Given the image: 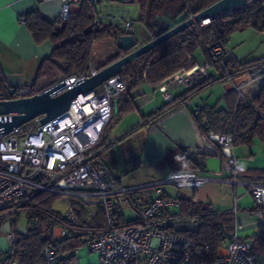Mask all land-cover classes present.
<instances>
[{
	"label": "built area",
	"instance_id": "1",
	"mask_svg": "<svg viewBox=\"0 0 264 264\" xmlns=\"http://www.w3.org/2000/svg\"><path fill=\"white\" fill-rule=\"evenodd\" d=\"M82 0H63L57 18L64 20L71 12V4ZM97 4L98 0H90ZM130 3L133 0H119ZM25 17L21 20L24 22ZM94 24L100 25L95 9ZM126 34L134 30V23L127 19L116 22ZM216 56L228 51L225 45L216 43L212 48ZM223 67V63H221ZM98 69L90 62L89 71L64 78L60 91L69 89L80 78L94 75ZM252 79L264 75V64L251 71ZM208 78L207 64L194 62L173 72L163 80L164 85H181L192 89ZM2 76L0 74V81ZM125 88L119 75L114 76L94 90L79 95L70 102L68 109L44 124L39 117L30 127H14L4 132L0 127V233L6 247L0 252L6 258L0 264H21L9 258L19 230L15 215L36 192H49L75 197L84 205L99 206L104 215V227L87 244V249L96 253L95 264H264L262 254L253 250V238L240 237L234 229L212 259L198 256L196 242L191 234L201 224V213L190 208L182 212L179 200L164 195L163 186L176 189H197L206 179L195 171L182 168L169 170L163 179L136 186H123L104 164L102 155L110 144L101 135L112 116V100ZM237 91L239 89H236ZM225 93L227 90L224 91ZM0 100L25 97L23 88L4 85ZM240 97H243L240 95ZM185 104H188L186 102ZM199 109V107L197 108ZM11 120V114H0V122ZM28 123V122H27ZM141 123L144 120L141 119ZM154 132L153 125L147 126ZM201 149L217 152L223 156L222 169L238 182L242 170L237 158L231 153V136L208 133L200 135ZM245 191L235 195L230 212L235 213L239 201L250 196L256 214L264 220V183L244 182ZM143 190L142 199L133 201L131 194ZM77 198V199H76ZM129 206L136 212L133 219H126L124 209ZM128 221L117 227V213ZM67 221L76 224L71 202L64 214ZM53 231L54 240L63 239L65 230L59 226ZM41 264H80L77 257L58 259L50 247L42 251Z\"/></svg>",
	"mask_w": 264,
	"mask_h": 264
},
{
	"label": "trees",
	"instance_id": "2",
	"mask_svg": "<svg viewBox=\"0 0 264 264\" xmlns=\"http://www.w3.org/2000/svg\"><path fill=\"white\" fill-rule=\"evenodd\" d=\"M133 1L139 6L137 21L153 32H159L166 23L183 21L218 0ZM95 9L96 5L90 0H82L80 10L76 13L70 12L64 20H50L37 11L25 16L23 23L34 41H48L53 47L50 55L43 60L35 82L23 88L24 95L41 92L44 88L40 86V82L44 78H50L48 86H51L60 79L87 73L93 42L111 38L118 43L120 36L125 32L117 25H95ZM245 27L264 31V0H253L245 9L213 19L204 25L189 26L124 65L119 76L124 81L125 88L116 96L120 107L104 126L100 144L107 137L114 118L135 107L130 91L143 78L151 83H158L185 66L187 62H196L194 55L197 52L204 55L207 66L215 69L217 77H209L189 91L233 78L264 64V57L237 60L230 56L228 51L219 56L213 53V45L221 43L226 46L229 36ZM124 54V51L119 50L109 58L108 63ZM102 67L104 65L96 68L99 70ZM3 90L4 84L1 80L0 98L4 97ZM223 100L224 108L204 107L193 116L199 132L204 136L208 133L230 135L232 148L250 147L255 140L264 141V81L250 97H240L236 91L230 89L224 94ZM207 154L202 149L190 151L177 147L164 158L163 163L169 165L172 170L187 168L197 171L203 167ZM243 173L244 170L239 172L240 178ZM256 174L262 176L264 171H257ZM56 196L58 195L45 191L36 192L16 213L15 220L21 212L25 214L26 229L25 232L17 233L15 243L11 247L13 253L9 258L21 264H41L42 251L46 247L52 248L58 259L73 258L74 251L87 246L96 232L104 227L103 211L99 206L90 213L84 204L75 199L70 202L78 222L73 224L67 221L64 214L52 207ZM134 196L135 194L130 195L132 201ZM186 202L189 208H193L202 216L199 229L191 234L196 242L198 256L212 259L232 232L233 218L230 213L216 211L207 204L194 200ZM126 223L128 221L118 212L117 227H123ZM59 226L65 230L66 236L54 240L53 229ZM6 257V254L0 252V260Z\"/></svg>",
	"mask_w": 264,
	"mask_h": 264
},
{
	"label": "crops",
	"instance_id": "3",
	"mask_svg": "<svg viewBox=\"0 0 264 264\" xmlns=\"http://www.w3.org/2000/svg\"><path fill=\"white\" fill-rule=\"evenodd\" d=\"M62 3L63 0H0V74L4 85L11 88L32 85L43 60L50 55L53 47L48 41L36 43L21 19L37 11L54 20ZM79 10V3L71 4L72 13ZM96 11L101 26H116L119 19L132 21L134 30L130 34L134 35L139 45L153 38L154 32L137 21L139 6L135 1L123 3L119 0H98ZM119 50L117 43L111 38L95 41L91 47L90 61L96 67L106 66L109 58ZM227 50L237 60H250L239 57L231 47ZM194 58L197 62H207L201 52H197ZM207 73L208 78L217 77L213 67L207 66ZM244 76L243 72L235 76L233 81H244ZM231 81L226 79L189 91L181 85H164L162 81L151 83L143 78L130 91L135 107L114 118L105 138L110 140V144L102 158L117 182L129 187L159 181L172 170L163 163L171 151L177 147L190 151L201 149L199 136L202 134L193 116L204 107L224 108L223 91L232 89L234 82ZM49 82L50 78H44L40 86L46 89L50 87ZM244 87L249 89V94L245 93L244 97H250L259 86L254 88L247 84ZM119 107L120 102L115 97L112 100L113 116ZM141 119L144 123H141ZM149 125L155 127L154 132L147 130ZM230 151L244 170L242 178H237L240 183H233L231 176L222 169L223 156L219 151L207 152L203 167L195 171L206 182L197 189L176 190L171 185H164V195L178 199L182 212L190 209L186 201L194 200L207 204L216 211L230 213L233 218L232 231L235 229L245 239L253 238L254 252L262 254L264 259V220L257 216L251 199L240 200L237 211L234 214L230 212L235 195L240 194V190L245 191V185L241 182L264 183V174H256L257 171H264V141L255 140L250 147H231ZM170 188L175 189L176 193H172ZM184 200L186 201L183 202ZM54 229L57 232L60 228ZM79 251L80 248L74 254L75 257L84 259L82 264L96 262L97 255L94 252L87 251L94 254L90 257L85 252L83 256H79Z\"/></svg>",
	"mask_w": 264,
	"mask_h": 264
},
{
	"label": "water",
	"instance_id": "4",
	"mask_svg": "<svg viewBox=\"0 0 264 264\" xmlns=\"http://www.w3.org/2000/svg\"><path fill=\"white\" fill-rule=\"evenodd\" d=\"M251 1L253 0H218L183 21L166 23L159 32L153 33L152 39L141 45L138 44V40L133 34L121 35L117 47L125 54L99 69L94 75L78 79L71 88L60 91V88L65 85V81L60 79L41 92L18 99L0 100V114H11V120L0 122V127H3L4 132H8L36 117H39V123H46L65 112L70 102L79 95L86 94L110 78L119 75L124 65L164 40L189 26L204 25L213 19L245 9Z\"/></svg>",
	"mask_w": 264,
	"mask_h": 264
},
{
	"label": "rangeland",
	"instance_id": "5",
	"mask_svg": "<svg viewBox=\"0 0 264 264\" xmlns=\"http://www.w3.org/2000/svg\"><path fill=\"white\" fill-rule=\"evenodd\" d=\"M228 46L226 45L227 49L228 47H231L232 50L239 56L242 58H248V59H258V58H262L264 57V31H259L257 29L251 28V27H245L241 30H237L235 32H233L229 38H228V42H227ZM224 52H222L223 54ZM245 74V78L244 81H238L235 83V81H233V78H227L229 80H232L231 82H234L232 85V89L234 91H236L239 95L243 96L245 95V93L249 94V89L247 90L244 85H251L252 87H258L260 86L263 81H264V77H256L254 79H252V75L250 73V71H246L244 72ZM226 80V79H225ZM244 87V88H243ZM251 87V88H252ZM236 89H239L238 91ZM224 93V91H223ZM249 96V95H248ZM34 124V121L31 120L28 123L23 124V128L26 127H30V125ZM172 189V188H170ZM244 190H246L245 188H243ZM174 190V191H173ZM178 190V189H176ZM175 189H172L171 192L176 193ZM243 190H240V194L243 193ZM143 196V191H139L137 193H135V200L139 201L141 199V197ZM245 198H250V196H246L244 198H242L241 200L245 199ZM71 199H75V197L72 196H66V195H58L56 196L55 200L53 201L52 207L57 210L58 212L65 214L68 210H69V202ZM77 199V198H76ZM252 201V199H251ZM253 201H252V206H253ZM86 208L88 209V211L90 213H93L96 209H97V205H85ZM74 212V210H73ZM124 216L126 217V219H133L136 216V212L130 208L129 206H127L124 211ZM75 215V213H74ZM76 216V215H75ZM104 216V215H103ZM105 223V220H104ZM15 224H17L18 229L19 230H25L26 229V217L24 213H20L19 216L16 218L15 220ZM6 247V244L4 242L3 236L0 233V249H4ZM87 246L81 247L80 251H79V256H83L84 252L86 253V255H90V257H92L94 254L96 255V253L92 254V253H88L87 252ZM80 264H82L81 262L84 259H80L78 258ZM96 263V262H95ZM94 263V264H95Z\"/></svg>",
	"mask_w": 264,
	"mask_h": 264
}]
</instances>
